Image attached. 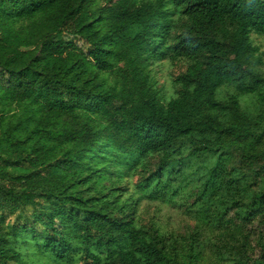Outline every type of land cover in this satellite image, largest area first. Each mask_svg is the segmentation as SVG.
I'll return each mask as SVG.
<instances>
[{"label":"trees","instance_id":"1","mask_svg":"<svg viewBox=\"0 0 264 264\" xmlns=\"http://www.w3.org/2000/svg\"><path fill=\"white\" fill-rule=\"evenodd\" d=\"M251 33L264 0H0V264H264ZM142 197L194 228L143 223Z\"/></svg>","mask_w":264,"mask_h":264},{"label":"rangeland","instance_id":"2","mask_svg":"<svg viewBox=\"0 0 264 264\" xmlns=\"http://www.w3.org/2000/svg\"><path fill=\"white\" fill-rule=\"evenodd\" d=\"M251 39L259 48L258 57L261 59L262 63L258 65V70L264 74V34L251 33ZM78 43L81 42L78 41ZM152 69L157 76V86L161 87L162 94L168 96V94L174 90L172 79L184 71L185 66L182 62L164 59L155 61L152 65ZM224 93L225 91H222V94ZM242 100L244 105L247 103L251 105V109L255 108V106L252 105L251 98L244 97ZM131 180L135 182L137 177L135 176ZM187 189L191 190V187L189 186ZM184 209V206H175L170 203H162L160 200L142 197L139 200L138 213L143 223L149 224L150 221L157 220L165 228L174 229L177 234L184 235L190 233L196 224V218L193 217L192 214L186 213ZM10 218L12 220L15 219L14 216H11L7 221ZM254 224H258V220H256ZM260 224L263 225L264 222ZM207 234L208 233L203 235L201 239V241L204 240L203 242H205L206 245L211 244V241L207 238ZM31 259L35 261V264H58L46 256H34Z\"/></svg>","mask_w":264,"mask_h":264}]
</instances>
